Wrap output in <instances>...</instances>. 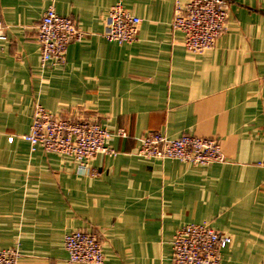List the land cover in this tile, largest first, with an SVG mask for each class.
Wrapping results in <instances>:
<instances>
[{
  "label": "crops",
  "instance_id": "obj_1",
  "mask_svg": "<svg viewBox=\"0 0 264 264\" xmlns=\"http://www.w3.org/2000/svg\"><path fill=\"white\" fill-rule=\"evenodd\" d=\"M176 1L0 0V247L19 264H68L64 238L78 230L99 237L106 264H171L191 223L232 237L220 264H264V0H229L226 30L202 54L172 27ZM116 3L141 19L131 44L104 37ZM52 5L86 35L65 65L42 68L37 26ZM38 103L127 136L95 157L96 175L81 172L24 139ZM149 131L216 138L227 161L140 157Z\"/></svg>",
  "mask_w": 264,
  "mask_h": 264
},
{
  "label": "built area",
  "instance_id": "obj_2",
  "mask_svg": "<svg viewBox=\"0 0 264 264\" xmlns=\"http://www.w3.org/2000/svg\"><path fill=\"white\" fill-rule=\"evenodd\" d=\"M229 0H187L175 2L174 30L184 34V45L192 53L212 50L226 30ZM104 37L120 45L136 40L141 19L130 13L122 3L114 4L108 14ZM86 33L71 17L60 15L50 6L37 26V42L42 68L59 67L67 62L68 47L81 41ZM8 41L6 27L0 20V53ZM126 137L120 128L112 131L96 120L75 116H58L36 104L30 133L24 139L31 150L42 148L46 153L71 157L81 172L92 170L96 156H115L118 151L108 145L113 137ZM136 154L144 158L176 159L194 166L225 163L221 144L216 138L184 134L170 138L159 131H149L139 138ZM232 243V237L208 223L187 224L177 230L172 239L171 264H220L222 250ZM68 264H106L102 242L94 233L74 231L64 238ZM20 251L0 247V264H19Z\"/></svg>",
  "mask_w": 264,
  "mask_h": 264
}]
</instances>
